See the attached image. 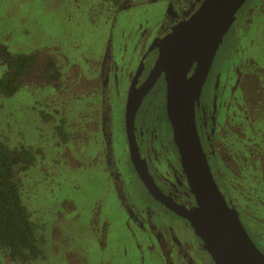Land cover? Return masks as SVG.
<instances>
[{"label": "rangeland", "instance_id": "374dc122", "mask_svg": "<svg viewBox=\"0 0 264 264\" xmlns=\"http://www.w3.org/2000/svg\"><path fill=\"white\" fill-rule=\"evenodd\" d=\"M199 1L125 0L115 5L111 0H0V77L7 70V53H36L18 89L0 95V140L9 145L14 161L20 147L31 146L34 152L26 170L16 165L21 192L43 240L42 255L27 264H181L166 263L155 247L145 245L156 239L144 228L148 222L141 219V227L135 215L148 209L150 199L128 162L124 106L130 75L151 38L162 32L169 7L185 17ZM258 11L264 15V0H245L237 10L197 95L196 112L208 135L209 111H215L220 125L226 117L220 132L238 143L241 155L257 161L248 189L264 194V17ZM49 61L58 72L54 78L44 74ZM156 85L147 103L160 98L163 81ZM243 110L247 117L239 116ZM62 118L66 141L56 132ZM137 119L156 128L150 139L161 137L165 163L175 162L170 132L154 101ZM210 168L222 192L229 197L237 191L243 225L264 251V234L256 224L264 221L256 213L264 215V202L250 201L246 184L234 181L246 177L243 168L230 171L229 178L227 171ZM172 217L179 222L176 214ZM172 217H161L160 223ZM7 260L0 256V264ZM202 260L194 262L210 263Z\"/></svg>", "mask_w": 264, "mask_h": 264}, {"label": "water", "instance_id": "95a60500", "mask_svg": "<svg viewBox=\"0 0 264 264\" xmlns=\"http://www.w3.org/2000/svg\"><path fill=\"white\" fill-rule=\"evenodd\" d=\"M245 0H202L185 20L158 43V56L146 80L136 87L141 61L128 91L125 129L131 162L145 187L188 220L213 264H264V254L228 206L212 175L195 123L194 105L214 55ZM194 65L193 72L189 71ZM163 73L166 109L174 142L196 205L186 208L163 195L148 173L134 135L137 109L153 82Z\"/></svg>", "mask_w": 264, "mask_h": 264}, {"label": "flooded vegetation", "instance_id": "af4514ba", "mask_svg": "<svg viewBox=\"0 0 264 264\" xmlns=\"http://www.w3.org/2000/svg\"><path fill=\"white\" fill-rule=\"evenodd\" d=\"M124 1L125 0H119L117 3H114V4L115 5H121ZM201 1L202 0H200L196 4V7L193 10H191L187 15H185V17H182L181 15L179 17H177L176 13L172 12L171 6L169 7L168 12H167V16H166V19H167L166 25L162 27V32H160L159 34H157L156 36H153L151 38L150 42L148 43L146 49L144 50L143 54L141 55V57L137 63V67L135 68V71L133 72V74L130 75L129 84H128V88L126 91V100H127L129 88L131 86V83L133 81V78H134V76L138 70V67H139L141 61H143V64H142V69H141V71L137 77V80H136V84H135L136 87H139L148 77L149 72L152 69L153 64H154V62L158 56V43H159L160 39L163 38L167 33H169L171 28L174 25H176L180 21L185 20L190 14H192L193 11L201 3ZM258 15L261 16V18L264 17L263 13H260L259 11H258ZM235 18H236V16H235ZM235 18H234L231 26L233 25V23H235V21H236ZM231 26H230V28H231ZM229 29H228V31H229ZM222 40H223V38H222ZM221 42H220V44H221ZM220 44H219V47H220ZM219 47H218V49L214 55L210 69L213 66L212 64H213L214 59L218 53ZM239 59H240V57H239ZM233 66L236 67V70L238 69L235 64H233ZM193 68H194V65H192V67L189 71V74H191L193 72ZM210 69H209V71H210ZM209 71H208L207 77H206L201 89L203 88V86H204V84L208 78ZM238 73H239V71H238ZM106 80H107V78L105 79V81ZM159 81H163V84H164L163 89H159L160 90V98L157 100H151L150 102L154 101V109L158 108L160 110L161 118L163 119L165 127L168 129L167 131L170 132L171 141H172V144L174 145L173 147H174L175 153L177 155V157H176L177 159L175 162H170V161L168 162L167 161V163H165V159L163 158L164 155L162 154V152L165 150H164V147L162 146V138L161 137H159V136L157 137V135H155L154 139H150L149 135H152L153 130L156 128L154 126H152L150 128L149 124L148 125L147 124L142 125V123H140L139 120L137 119V115H138L139 111H143L144 108L146 107V105L148 106L150 104V102L147 103L146 99L149 97H152L157 92V88H155V87L157 86L156 84ZM106 83H107V81H106ZM257 98H259V97H257ZM162 99L164 100L163 102H162ZM126 100H125V104H126ZM145 101H146V104H145ZM162 104H163V106H162ZM197 106L199 107V96H198V99H196L195 105H194L195 123H196L198 135L200 137L201 145H202L203 151L206 155L209 166L212 167L214 170H217L216 172H218V169H219V172H218L219 174L223 172L222 170L227 171L228 174L225 173V176H227V178H229L231 176L230 171H232L234 169L243 168V170L242 169L241 170L244 172V175L246 177L245 178H235L234 181L242 183L241 185L246 184L247 187L245 189L247 190V193L245 194V196H247V198L252 197V199L250 201H256L257 203L261 202V201L264 202V194H258V193L253 194L248 189L249 183H248L247 179L253 177V174L251 172H255V170H254V169H256L255 163L257 161L256 160H248L247 155H245V156L241 155L242 153H241L240 149L238 148V143L235 140H233V138H229V137L225 138L224 137V134L221 133L220 130L222 127L225 128L226 117H225V120L222 121V124L220 125L221 121L219 122L218 116L216 115L215 111H209L210 113L208 114V118L206 120L207 122H208V120H210V123H211L210 128H209L210 134L208 135L207 129L204 130L202 128V121L199 120L198 113L196 112ZM241 115L247 117L244 110L240 112L239 116H241ZM239 116H238V118H239ZM261 122L262 121L259 120V121H257V124L261 125ZM139 127L144 128V133L142 136H140ZM147 128H149L150 134L148 133ZM133 130H134L135 140H136V143L138 146L139 154H140L141 158L144 159L148 173L151 176V178H152L154 184L156 185V187L158 188V190L163 195L172 198V200L174 202H176L180 205H184L186 208L194 207L196 205V202H195L193 194L191 193V190H190V187L188 184V180H187L186 174L184 172V169H183L180 157H179L178 149H177V146L174 142L173 132H172V128H171L170 121H169L168 114H167L166 85H165L163 73H161L160 76L153 82L151 87L146 92L144 98L142 99V101H141V103L137 109L135 118H134ZM203 130L206 132V134H204ZM123 131H124L125 140H126L128 162H129L131 169L133 171L132 173L135 176V178L137 179V181L139 182L141 188L144 190V192L148 195V198L150 199L149 200L147 197H145L147 200H149V202L145 206L148 209H146V211H143L141 213V215H135L133 210L128 208L130 215L134 214L136 219H140V221H141V219H143V220L148 222V223H146V227L142 226V225H144V223L142 221H141V224H139V225L141 227L148 228L149 231H151V233L154 235V237L156 239V241H155L156 244L153 242H148L145 245L150 244L148 247H151V246L155 247L156 251H158L159 255H161L160 258L162 260H163L162 255L164 256V260L166 263L171 262L172 260H175V261L181 260L182 261L181 264H185V261H186V264H195V262H194L195 259H198L199 261L204 259L205 261L202 260V262H206V260H209L210 263L209 262L208 263L213 264V261H212L210 255L207 253V251L203 247L201 239L194 233V230L191 227L188 220L185 219L182 215L178 214L173 209H171L170 207H168L161 200L156 198L145 187V185L140 180V178H139V176H138V174H137V172H136V170H135V168L131 162V159H130V151H129L128 141H127V137H126V129H125V106H124ZM137 132H138V134H137ZM228 139H229L228 144H224V142ZM247 147H248V145H247ZM162 158L164 160L161 162ZM110 169H112V173L114 175L118 174L116 172V169L113 170L112 164H110ZM247 171L251 174L250 176H249V173H247ZM162 180H166L167 182L162 183ZM234 181L227 179L228 183H232ZM117 182H120V181L118 180ZM220 191H221V189H220ZM253 191L256 192L257 189L255 188V189H253ZM236 192L233 194L231 193L232 196H229V197L224 192H222V194H223L225 201L227 202L228 206L235 208V210L237 211L238 216L240 218V221L243 225V218H242L243 213L240 209L243 210L244 207L242 206L243 208L242 207L241 208L239 207L240 209L238 208L240 202L238 200V197H237L238 194ZM244 213L247 214V212L245 210H244ZM256 213L259 214L261 217H264V215H262L260 212H256ZM172 214H174V215L176 214L178 216L179 222H177L172 217ZM166 215L171 216L173 218V220H166V221H163L162 223H160L159 219H161V217H165ZM155 216L157 217L156 219L158 220V223L154 222V220H153ZM247 218L250 219V221L252 223L251 228L253 229V226L255 223H253V221L251 220V218L248 215H247ZM256 224H257V229L258 228L260 229L259 232L264 234V221L263 222L262 221L256 222ZM243 227L247 231L246 226L243 225ZM253 231H254V229H253ZM255 233L258 234V232H255ZM249 236H250V238L251 237L253 238L252 234H250ZM252 238H251V240L254 242L256 247L264 254V251L259 248V246L255 242V239L254 238L252 239ZM192 251L197 252L198 257H196L192 253Z\"/></svg>", "mask_w": 264, "mask_h": 264}, {"label": "trees", "instance_id": "16d2710c", "mask_svg": "<svg viewBox=\"0 0 264 264\" xmlns=\"http://www.w3.org/2000/svg\"><path fill=\"white\" fill-rule=\"evenodd\" d=\"M117 3L119 0H112ZM0 49H3L0 45ZM36 53H7V70L0 77V95L10 96L19 87L22 74L35 61ZM52 62L45 66L44 74L54 78L58 72ZM52 71V72H51ZM66 120L62 118L56 127L57 135L64 141L68 137ZM31 146L20 147L18 161L4 141L0 140V256L8 264H27L42 255L43 240L39 237L38 225L31 218V211L21 192L16 170H26L33 161Z\"/></svg>", "mask_w": 264, "mask_h": 264}]
</instances>
